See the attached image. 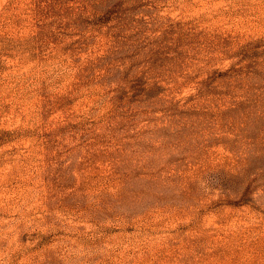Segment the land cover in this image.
I'll return each instance as SVG.
<instances>
[{
    "label": "rangeland",
    "instance_id": "374dc122",
    "mask_svg": "<svg viewBox=\"0 0 264 264\" xmlns=\"http://www.w3.org/2000/svg\"><path fill=\"white\" fill-rule=\"evenodd\" d=\"M0 264H264V0H0Z\"/></svg>",
    "mask_w": 264,
    "mask_h": 264
}]
</instances>
